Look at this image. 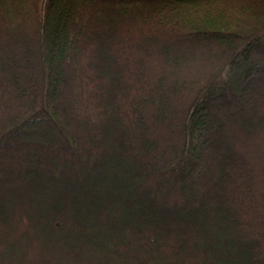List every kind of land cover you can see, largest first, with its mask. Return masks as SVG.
Returning <instances> with one entry per match:
<instances>
[{"label": "trees", "instance_id": "trees-1", "mask_svg": "<svg viewBox=\"0 0 264 264\" xmlns=\"http://www.w3.org/2000/svg\"><path fill=\"white\" fill-rule=\"evenodd\" d=\"M0 264H264V0H0Z\"/></svg>", "mask_w": 264, "mask_h": 264}, {"label": "rangeland", "instance_id": "rangeland-1", "mask_svg": "<svg viewBox=\"0 0 264 264\" xmlns=\"http://www.w3.org/2000/svg\"><path fill=\"white\" fill-rule=\"evenodd\" d=\"M16 50L18 51L19 49L16 48ZM202 50H208L205 46H197L195 49H194V52L196 54V56L198 57L199 56V52H201ZM201 68L200 69H203V70H206L208 68V65L205 66V65H201L200 66ZM247 141V140H245ZM260 149H263L262 147H260Z\"/></svg>", "mask_w": 264, "mask_h": 264}]
</instances>
